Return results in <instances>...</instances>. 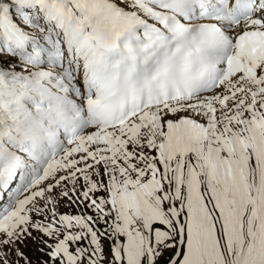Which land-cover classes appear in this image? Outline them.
<instances>
[{
    "label": "snow or ice",
    "instance_id": "snow-or-ice-1",
    "mask_svg": "<svg viewBox=\"0 0 264 264\" xmlns=\"http://www.w3.org/2000/svg\"><path fill=\"white\" fill-rule=\"evenodd\" d=\"M0 264H264V0H0Z\"/></svg>",
    "mask_w": 264,
    "mask_h": 264
}]
</instances>
